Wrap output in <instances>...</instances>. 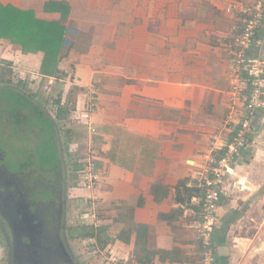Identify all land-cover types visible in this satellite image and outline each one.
Instances as JSON below:
<instances>
[{
	"label": "crops",
	"instance_id": "obj_1",
	"mask_svg": "<svg viewBox=\"0 0 264 264\" xmlns=\"http://www.w3.org/2000/svg\"><path fill=\"white\" fill-rule=\"evenodd\" d=\"M1 1L34 9L44 19L60 18L59 12L44 10L48 0ZM66 1L70 48L59 62L61 78L41 74L42 52L24 53L9 39L0 40V89H12L18 99L12 106L0 102V118L4 113L20 125L9 110L22 106L28 116L23 104H43L37 77L52 82L51 90L63 82L57 96L71 97V111L83 121L68 129L70 151L77 144L85 161L92 153L99 173L95 202L88 200L89 189H76L85 195L88 211L97 213L89 221L109 227L113 243L104 248L106 264H146L135 255L140 223L148 226L149 254L169 250L153 254L147 264H193L200 255L193 210L202 191L192 176L212 144H223L237 122L227 119L236 110L229 100V58L222 42L235 22L228 9L232 0ZM33 56V72L17 63ZM9 81H19L20 88L8 87ZM93 84L99 104L90 111L87 90ZM254 121L218 201L213 231L218 264H264V107ZM129 226L130 240L119 238Z\"/></svg>",
	"mask_w": 264,
	"mask_h": 264
},
{
	"label": "built area",
	"instance_id": "obj_2",
	"mask_svg": "<svg viewBox=\"0 0 264 264\" xmlns=\"http://www.w3.org/2000/svg\"><path fill=\"white\" fill-rule=\"evenodd\" d=\"M229 4L228 9L235 15V22L231 36H225L222 42L229 58V100L236 111L230 113L227 119L229 123L237 122L232 125V131L223 144H212L207 161L192 176L202 191L198 205L193 210L192 225L200 245L199 258L193 264H218L213 234L218 217V201L226 175L237 156L247 146L251 133L256 128L254 118L264 107V0H232ZM252 47L256 53L250 52ZM51 86L52 82L46 84L47 89H51ZM87 96L90 111L96 110L99 104L96 85L88 88ZM93 141L96 142V139ZM80 169V185L90 190L89 202H95L99 173L92 153ZM87 216L94 220L97 213L91 209ZM110 264L118 263L113 261Z\"/></svg>",
	"mask_w": 264,
	"mask_h": 264
},
{
	"label": "rangeland",
	"instance_id": "obj_3",
	"mask_svg": "<svg viewBox=\"0 0 264 264\" xmlns=\"http://www.w3.org/2000/svg\"><path fill=\"white\" fill-rule=\"evenodd\" d=\"M250 52L256 53L255 48L252 47ZM34 59L35 56L28 58V61L25 64H22L16 58L14 60L18 61L17 63L21 65V68L24 69L25 67L26 70L33 72L36 70L33 63ZM20 74L22 75L24 72H21ZM31 79L32 76L28 74L27 81H30ZM35 80L39 82V88L37 91L43 102V104L41 103V107L44 109L48 117H46L44 113L35 110L36 112L34 115L30 114L28 116H22L21 120L17 119L20 123V125H18L14 122H9V120L6 119V115L4 116V113H2L3 119L1 120L0 118V150L3 154L5 152V161L9 168L13 170L18 169L21 163L29 166H33L35 163H40L41 168L45 167L43 173L46 174V172L51 171L53 168L50 166L47 167V165L45 166L41 162L44 160H51L55 163L58 158L54 128L55 125L57 126V138L60 149V170L61 172H64L65 197L67 202H69L68 213L67 216L64 217L63 224L65 233L68 235L71 250L80 264H106L104 258L106 251L104 248H101L100 245H96L97 243L93 239L77 236L83 225L91 224L89 221L90 218L87 216L88 205L84 202L85 195L83 193H78V190L76 189V185L80 186V171L78 172L80 168H77V164L82 163L83 168L86 161L82 160L84 159V156H80L81 154L78 152L80 149L77 144L73 146V152L70 151L71 148L68 144V141L71 140V136L68 135V129L71 130L76 124H82V116L71 111L74 110V106L71 103V97L68 98V96H62L58 102L57 91H64L63 82H60L54 90H51L53 84L51 89H47V81L43 76L41 79L37 77ZM4 99L8 100V103H10L11 106L14 105L16 92L10 88H1L0 102L4 101ZM5 108L6 106H4V109ZM0 110L3 111L1 107ZM71 114L73 115V118H71ZM15 118L16 117H13L14 121H16ZM31 119H33V122H36V127L33 126V122L29 123L31 122ZM52 120H54L55 123ZM232 166L233 164L231 167ZM76 198L78 200H76ZM5 246L6 243L0 234V264L6 263ZM110 263L111 261L109 264Z\"/></svg>",
	"mask_w": 264,
	"mask_h": 264
},
{
	"label": "flooded vegetation",
	"instance_id": "obj_4",
	"mask_svg": "<svg viewBox=\"0 0 264 264\" xmlns=\"http://www.w3.org/2000/svg\"><path fill=\"white\" fill-rule=\"evenodd\" d=\"M5 155L0 150V234L6 243L5 264H80L63 224L69 202L59 155L46 174L40 163L32 167L21 163L13 170Z\"/></svg>",
	"mask_w": 264,
	"mask_h": 264
},
{
	"label": "trees",
	"instance_id": "obj_5",
	"mask_svg": "<svg viewBox=\"0 0 264 264\" xmlns=\"http://www.w3.org/2000/svg\"><path fill=\"white\" fill-rule=\"evenodd\" d=\"M70 4L66 0H48L44 4V10L50 12H59L60 18L44 19L36 15L34 9L22 8L11 2H3L0 0V40L9 39L12 43L20 46L24 53L29 52H42L43 58L40 65V72L43 76H56L61 78L63 70L59 67V62L67 55L70 45L66 36L67 24L64 22L70 13ZM15 74L18 72L14 71ZM10 82V81H9ZM19 81L13 84L12 81L9 86H18ZM62 93L60 92L58 102L60 101ZM16 100L17 97H16ZM21 105V101L19 103ZM29 110L30 114H35V110L42 112L41 106L35 105L34 102L23 104ZM22 108V106H21ZM19 106L9 110L17 119H22L26 116ZM33 110V111H31ZM33 112V113H32ZM46 115V112H42ZM17 123H19L17 121ZM59 155V149L56 148ZM45 166H50L54 163L51 160H44L41 162ZM55 164V163H54ZM82 163L77 164V168H82ZM109 227L107 224H86L80 229L77 234L78 237L90 238L96 241V245L105 248L108 244L113 243V238L108 232ZM125 231L121 232L118 237L125 238L129 241L132 227H125ZM148 226L146 224L137 225V234L135 240V255L143 263H149L150 257L157 253H169V250L158 249L153 252L146 250L147 246ZM128 235V237H126ZM144 252V254H142Z\"/></svg>",
	"mask_w": 264,
	"mask_h": 264
}]
</instances>
